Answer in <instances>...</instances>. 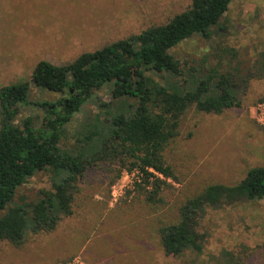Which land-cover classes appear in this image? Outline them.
Segmentation results:
<instances>
[{"label": "rangeland", "instance_id": "1", "mask_svg": "<svg viewBox=\"0 0 264 264\" xmlns=\"http://www.w3.org/2000/svg\"><path fill=\"white\" fill-rule=\"evenodd\" d=\"M192 1L0 0V88L30 81L42 60L66 65L84 53L165 25ZM223 24L229 26L226 36L210 43L196 36L171 53L182 61L198 59L219 45L234 48L243 68L264 60V0H235ZM67 98L32 85L17 124L31 118L35 128H42L47 117L37 104H62ZM110 99V88L95 92L66 125L62 150L75 149L82 126L96 117L101 101ZM241 103L221 115L191 108L183 116L180 135L164 152L177 180L168 181L161 203L145 202L142 191L134 188L140 177L129 175L122 162L100 163L79 182L72 216L54 232L29 235L20 248L0 242V264H67L76 256L86 264H227L225 254L239 257L243 248L253 250L245 264H264V200L209 209L200 223L206 236L201 254L171 257L160 244V228L176 219L188 198L209 185L239 183L250 169L264 167V79L251 80ZM42 190H51L48 172L31 178L16 202L20 196L36 200Z\"/></svg>", "mask_w": 264, "mask_h": 264}, {"label": "trees", "instance_id": "2", "mask_svg": "<svg viewBox=\"0 0 264 264\" xmlns=\"http://www.w3.org/2000/svg\"><path fill=\"white\" fill-rule=\"evenodd\" d=\"M234 1L193 0L165 25L84 53L66 65L42 60L30 81L0 88V242L20 248L29 235L54 232L72 216L79 182L100 163L122 162L129 175L138 173L134 188L142 191L146 203L163 201L168 181L177 180L164 152L180 135L183 116L191 108L215 115L238 108L251 80L264 79V60L243 68L234 48L210 46L212 51L201 58L184 61L171 53L196 36L209 43L226 36L229 26L223 20ZM32 85L68 97L62 104H37L47 117L38 129L31 118L17 124ZM104 88L111 89L110 102L97 105L99 113L82 126L75 149L62 150L66 125ZM40 172L51 175V190H42L36 200L20 196L16 202L18 191ZM261 200L264 167L250 169L239 183L207 186L160 228L164 253L201 254L206 236L200 223L209 209ZM252 254L243 248L239 257L226 253L225 259L227 264H245Z\"/></svg>", "mask_w": 264, "mask_h": 264}, {"label": "built area", "instance_id": "3", "mask_svg": "<svg viewBox=\"0 0 264 264\" xmlns=\"http://www.w3.org/2000/svg\"><path fill=\"white\" fill-rule=\"evenodd\" d=\"M135 173H137V172H135ZM137 175H138V173H137ZM139 180H140V178L137 181H139ZM67 264H86V262L81 256H76L75 258H73V260L71 262H69Z\"/></svg>", "mask_w": 264, "mask_h": 264}, {"label": "water", "instance_id": "4", "mask_svg": "<svg viewBox=\"0 0 264 264\" xmlns=\"http://www.w3.org/2000/svg\"><path fill=\"white\" fill-rule=\"evenodd\" d=\"M67 103V102H66Z\"/></svg>", "mask_w": 264, "mask_h": 264}]
</instances>
